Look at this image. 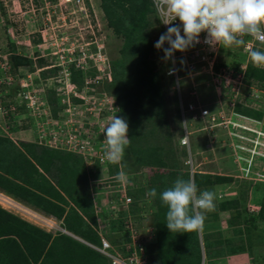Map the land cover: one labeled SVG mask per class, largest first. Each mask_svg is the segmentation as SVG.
Here are the masks:
<instances>
[{
  "label": "trees",
  "instance_id": "obj_1",
  "mask_svg": "<svg viewBox=\"0 0 264 264\" xmlns=\"http://www.w3.org/2000/svg\"><path fill=\"white\" fill-rule=\"evenodd\" d=\"M100 6L108 26L117 36L124 38L122 58L111 62V81L104 84V90L115 97L121 117L129 124L130 144L125 150L122 164L130 169L131 173H135L139 167L152 169L147 185L127 190L128 196L134 199L131 205L132 214L136 215L141 211L138 203L148 201V198L145 199L147 191L153 188L157 191L156 197L150 196L152 204L147 207L156 208L152 216L156 228L155 241L148 246L151 256L148 264H202L203 250L206 262L207 259L213 262L236 253L247 252L254 255L256 246L264 244V228L259 226L260 221L264 222V189H261L264 184L235 179L230 175L199 171L192 173L190 167L188 170L179 168L172 135L166 131L167 97L159 74L155 71V62L149 59L151 44L148 31L153 25L152 20L160 21L152 1L100 0ZM232 58L228 65L239 68L245 63L241 54H232ZM219 62L225 64L222 60ZM39 64L44 65V61L41 60ZM32 65V60L19 54L11 59V67L14 70L19 66ZM88 70L72 65L69 70L70 82L83 90L86 75L94 78L98 73L96 69ZM42 76L45 78L46 72H43ZM245 81L249 85L254 84L264 89V68L256 67L250 61ZM53 94L50 92L48 101L53 107L54 117H57L56 100L51 97ZM74 101L81 102L77 98H74ZM176 107L177 117L181 119L178 102ZM235 112L262 119V111L241 104L235 107ZM150 124L152 126L147 127ZM122 164L88 170L82 157L74 153L38 143L17 144L11 138L0 135V191L21 199L59 220L64 219L63 223L69 231L94 243H100V238L83 217L96 224L89 181L91 178L117 175ZM178 177H191L201 191L233 186L236 189V185L238 186L234 196H217L211 219L208 213H205L206 220L201 229L203 244L200 231L188 232L186 234L189 236H181V241L174 242V236L179 232H171L166 226L168 209L162 203L160 193L171 187ZM253 193H258V197L255 195L259 210L255 214H251L246 206ZM221 213L230 214L227 222L234 227V235L240 238L239 245H236L233 239L225 238L221 232H209L210 220H218ZM101 217L109 218L106 214ZM126 217V213H120L117 218L111 220V230L117 235L126 232ZM124 237L110 241L119 246L128 241V238ZM72 244H78V249L72 251ZM17 249L20 252L18 255ZM257 255V261H264V254ZM99 256L100 254L89 251L67 235L53 238L52 234L27 224L0 207V264H38L40 261L41 264H85V257H90L92 262L95 258L93 264H106Z\"/></svg>",
  "mask_w": 264,
  "mask_h": 264
},
{
  "label": "rangeland",
  "instance_id": "obj_2",
  "mask_svg": "<svg viewBox=\"0 0 264 264\" xmlns=\"http://www.w3.org/2000/svg\"><path fill=\"white\" fill-rule=\"evenodd\" d=\"M157 15H159L158 12ZM159 18L161 17L159 16ZM160 21L152 20L153 25L148 31L151 44L149 59L155 62V71L159 74L161 85L167 97L165 102L166 131L172 135V144L176 149L179 168L188 170L190 166L187 162L192 160L195 171L226 174L235 176V179L247 180L254 184H264V158H253L249 153L241 151V148L252 146L250 140L252 136L249 133L244 134L228 124V122L243 125L249 123L232 115V102L208 86L210 77L206 75V72L201 74L199 71H189L186 60H190V49L184 52L176 51L170 60L163 59V50H158L154 46L161 34L164 33V28L162 29L164 23ZM123 45L124 38L117 36L108 26L100 6V0H85L84 5H68L66 0H0V135L11 138L17 144L21 142L38 143L42 146L47 144V147L52 149L69 152L68 149H71L67 145L69 133L77 131L76 134H78L80 142L89 140L91 146L96 149L101 147L104 150L105 127L110 118L121 117L117 100L104 90L105 82L111 80L103 78L99 83H95L93 92L86 87L82 90L75 88V85L70 82L69 70L74 65L76 68H82L85 71L87 68L88 71L92 69L98 71L96 67L101 64L98 56L102 55L106 60L105 66L102 65L104 71H98L97 74L109 77L111 62L122 58ZM164 47L167 48L169 45L166 43ZM18 54L32 60L33 65L19 66L16 70L12 69L11 59ZM232 54L242 55L241 47L224 48L222 46L219 52L220 60L229 64L233 60ZM41 60L44 61L42 66L39 64ZM173 61H176L178 65V78L169 74ZM43 72H46L45 78L42 76ZM255 88L264 92V89L257 85ZM50 92L54 93L51 97L56 100L57 117H54L53 107L48 101ZM243 92L244 96L240 98L242 105L245 104L262 110L264 99L261 93L257 95L259 98H256L252 95V90L247 87L242 88ZM76 94L82 95L81 97L90 96L93 98L87 103V106H83V101L80 97H76ZM74 98L80 99L81 104L75 102ZM109 102L113 103L108 105L105 113L99 112V104L105 105ZM176 102L180 106L181 119L177 117ZM114 104L115 114H113L112 109H109ZM191 104H194L198 109L201 107L209 109L215 114L223 111L222 115L225 118L220 119L213 128L206 121L197 127L192 122L191 116L186 113L190 110ZM149 126L151 127L152 124L147 127ZM26 127L28 129H25ZM17 128H19L18 131ZM186 132L190 136L188 146L182 144ZM258 150L264 153V148L259 147ZM241 156L253 160L251 173L247 179H245L247 176L241 171L247 162L246 160L242 161L243 165H240ZM122 162H124L123 159ZM119 167L128 176L125 183L126 191L129 188L134 189L147 185L152 174L151 168L139 167L135 173H131L132 171L123 167V164ZM115 181H117L116 177L90 179L89 186L92 198L96 203L100 204V200L97 202L98 198L104 200V205L108 204L107 197L113 194L114 189L118 190V187H112L116 186L117 183L122 184ZM237 187V185L236 189L234 186L224 189L219 187L214 191L217 196L221 194L233 196L234 192H237ZM261 189H264V185L261 186ZM146 193L145 199L148 198V201L145 202L147 205L142 203L143 211L146 206L152 204V199L148 195L149 191ZM117 194L120 198L123 193L117 191ZM255 194L258 197V193H253L246 203L251 214H255L259 210ZM216 203L217 201H215ZM100 206L102 207V205ZM122 207L124 208V205ZM154 209L156 208H150V212L144 218L146 220L144 223H147L146 226L155 223L154 217H152ZM212 211L206 212L210 219L213 214ZM99 218L102 224L105 223L106 230L111 229L108 222L113 217L107 218V221L103 220L101 216ZM135 219L138 221L137 224H143V219L139 214L135 215ZM228 220L229 215L221 213L218 220H210L209 232L212 234L221 232L225 238H231L236 245H239L241 243L240 238L234 235V227L228 225ZM259 226L264 228V222L260 221ZM139 229L143 233L141 228ZM199 231L202 242L201 229ZM128 235V232L118 233L117 238L122 239L125 236V239L128 238ZM181 236L189 235L179 233L174 236L176 240L174 242L181 241L179 239ZM257 254H264V244L256 246L254 255L249 253L234 261L221 258L211 262L207 259V262L202 260V264H253V262L254 264H264L261 259L257 261L256 258L258 257L256 256H259Z\"/></svg>",
  "mask_w": 264,
  "mask_h": 264
},
{
  "label": "clouds",
  "instance_id": "obj_3",
  "mask_svg": "<svg viewBox=\"0 0 264 264\" xmlns=\"http://www.w3.org/2000/svg\"><path fill=\"white\" fill-rule=\"evenodd\" d=\"M154 4L160 13L161 22L172 25L166 32L164 29L154 45L156 49L163 50L165 60L172 59L176 51L184 52L198 44L201 33H207L208 43L219 44L224 48L237 46L245 49L247 44L243 36L264 35V0H154ZM177 19L180 25H174ZM166 43L169 45L167 48L164 47ZM249 55L256 67L264 68V50L252 49ZM173 72L170 70L169 74ZM128 133L126 119L118 116L110 118L104 129V158L108 162L119 164L122 161L130 144ZM97 168L87 167L88 170ZM116 180L126 183L127 173L121 169ZM148 195L156 197V189H150ZM216 198L214 190H199L191 177H178L171 187L160 193V199L168 209L167 228L179 233L199 231L204 226L205 213L214 209Z\"/></svg>",
  "mask_w": 264,
  "mask_h": 264
},
{
  "label": "built area",
  "instance_id": "obj_4",
  "mask_svg": "<svg viewBox=\"0 0 264 264\" xmlns=\"http://www.w3.org/2000/svg\"><path fill=\"white\" fill-rule=\"evenodd\" d=\"M152 2L154 4V0H152ZM66 3L68 5L69 4L84 5L85 0H66ZM154 6L156 8L155 4ZM159 16H160V13H159ZM174 25H180V21L177 19L176 21H174ZM170 26L172 25L163 24L165 32ZM181 28H182V25H181ZM181 34L183 35V32ZM206 38H207V33H201L199 37L200 42L198 44H195L193 47L189 48L190 49L189 51L190 60L188 61L186 60V66L189 69V71H197V72L199 71L201 74L206 72V75H209L210 77L208 86L212 87L219 95L225 96L226 99L232 102L231 104V106L233 107L232 115L236 116L237 119H240L242 121H246L249 123L247 125H243L240 123L228 122V124H231L232 127L238 129V131H241L244 134L249 133L252 136V138H250V140L252 141V146L245 147V148L240 147L241 151L245 153H249L253 158L254 157L264 158V153L258 150L259 147L264 148V102H263L262 110H258L254 108L255 110L262 111L263 117L260 120L235 112L236 105L239 102L241 103L240 98L244 96V92L242 93V88L244 87H247L250 90H252V95H254L256 98H259V96L257 95L261 93L263 96L262 98L264 99L263 91L256 89L255 85L249 86L245 81L247 66H248V63L251 61L249 50H252V49L264 50V35H257L255 37L250 36V35H245L242 37V39L247 44V49H245L244 47H241V52L245 58V63L241 65L239 68L228 65V64H221L219 62L220 60L219 52L222 46L219 44L208 43L206 42ZM98 57H99L98 60L100 61L101 64H99L100 66L97 64L98 66L96 65L97 66L96 68L98 69V71H104V69H102V65L103 67L105 66L106 60H104L102 55H99ZM170 70H174L173 74H170V76L174 78H178L179 69H178V65L176 61H173L172 69ZM103 78H106V79L108 78V80H111V76L108 77L106 75L104 76V75L97 74L96 77L94 78L88 77L86 79L85 87L88 89H91V91L93 92L94 84L99 83V81H101ZM81 96L76 94V97H80V99L83 101L82 102L83 106H87V103L90 100L92 101V98H93L90 96H86L87 98L81 97ZM111 103L113 102H109L108 104H105V105L99 104L100 105L99 112L105 113V111L108 109L107 108L108 105H110ZM114 107H115V104L112 105L111 108H109L110 110L112 109L113 114L116 113L114 110ZM186 113H188L189 116H191L192 122H194L197 127L198 125L206 121L207 124H210L211 127L213 128L216 125V123L220 121V119L225 118V116L222 115L223 111L216 112L217 114H215L213 111H210L209 109H206V108L201 107L200 109H198L194 104L190 105V110L186 111ZM183 117H184V114H183ZM76 132L77 131L72 133L71 131L69 133V138L67 140L68 142L67 145L71 148V149H68L69 152L82 156L85 161L86 166L89 169H93L96 167L106 168L109 165H113V163L108 162L104 158V150H102L101 147H99V149L94 148L93 146H91V142L89 140L80 142V139H78V134H76ZM189 137H190L189 134H187L186 132L185 137L182 142L184 146L189 145V142H188ZM243 139H246V138L244 137ZM103 149H104V146H103ZM234 149H237V148H234ZM240 160H241L240 165H243L242 161L246 160L247 162L245 165H243L245 167L241 168V171L243 172V174L247 176L245 179H247L249 178V174L251 173V166H252L253 160L244 158L242 156L240 157ZM121 163L122 161L119 164ZM187 164L188 166L191 167L192 173L196 172L193 169L192 160L191 162L188 161ZM113 177H116V176H110L109 179ZM115 187H118V190L114 189L112 191L113 193L112 195L115 199H117L116 202L118 203L113 202L112 203L113 206L111 208L114 209L115 214H117V216L120 213H124L126 211L127 217L125 218L124 225H125L126 232L129 233L128 241L123 242L119 246H116V245H112L108 239L102 236L100 246H95L92 244H90V246L95 251L103 255L107 259L108 264H147L149 262V255L147 253V245L155 239L154 227L146 226L147 223H144V221H146L144 218H146L145 216L148 215V211H146L147 208L144 209L143 211L142 210L143 202L138 203V207L141 210L138 213L140 217L143 219V222H142L143 224H140V225L137 224L138 221L137 219H135V215H133L131 212V205L134 203V199L128 196L125 183L123 184L117 183L116 186H113L112 188H115ZM117 191L120 193H123L120 195V198L118 197ZM122 205H124V208L122 207ZM119 206H121V208H118ZM139 228H141L143 233H141ZM246 264H252V263H246Z\"/></svg>",
  "mask_w": 264,
  "mask_h": 264
},
{
  "label": "crops",
  "instance_id": "obj_5",
  "mask_svg": "<svg viewBox=\"0 0 264 264\" xmlns=\"http://www.w3.org/2000/svg\"><path fill=\"white\" fill-rule=\"evenodd\" d=\"M241 105H242V103H241ZM243 106H246V105L243 104ZM246 107H250V108L254 109V107H251V106H246ZM199 172L213 174L212 172H202V171H199ZM224 175H226V174H224ZM234 193H235L234 195H236V192H234ZM224 196L229 197L230 195H225L224 194ZM98 200H100V204L96 203L95 200L93 199L94 208H95L94 211H95V216H96V224L91 223L92 221H90L85 216H83L84 219L91 225V227L94 229V231L98 234V236L100 238V243H99V241L94 243V242H90V241L86 240L85 238H83L81 236H78L75 233L69 231L66 228V226L64 225V223H63L64 219L59 220V219H57L56 217H54L52 215H49V214H47V213H45L43 211H40V210L34 208L33 206H31L30 204L26 203L25 201H23L21 199L12 197V196L7 195L4 192L0 191V207L2 209H4L7 212L13 214L14 216H17V218H19L20 220L26 222L27 224H30V225H32L34 227H37V228H40V229L44 230L47 233L52 234L53 238L56 237V236H59V235H67L68 237H70L73 240H75V242H77V243H79L81 245H84L85 248H87L89 251H91V250L95 251L90 246V244L95 245V246H99L101 244L102 236L104 238H108L109 240H111L113 238L114 239L117 238V233H114V231H112L111 229L106 230L105 223L103 222V224H102L101 221H100V218H99L103 214H106L109 218L113 217L112 219L118 217L117 214H115L114 209L110 208L112 203L113 202L115 203L117 201V199H115L113 197V195H110V197L108 196L107 197V202H108L107 205H104V200L97 198V202H98ZM116 203H118V202H116ZM100 205H102V207ZM149 210L150 209L147 208L148 212H150ZM67 212H68V210H67ZM228 215L230 217V214H228ZM103 217H106V216H103ZM103 220L107 221V219H104V218H103ZM110 222H111V220H109V222H108L109 226H110ZM151 226H153L154 229L156 230L154 224L153 225L151 224ZM202 244H203V242H202ZM77 245L78 244H75V245L72 244L71 250L73 251L75 249H78ZM18 249H20V248H18ZM18 249H17V255L20 254ZM96 253H98V252H96ZM98 254H100V253H98ZM247 254H248L247 252L246 253H236L234 255L227 256L226 259H229V261H234L236 259L242 258L244 255H247ZM100 256H99L100 257L99 259H103L106 262V264H108L106 258L104 256H102L101 254H100ZM149 256H150V254H149ZM94 260H95V258L93 259V262H92V259L90 257H85V259L83 260L84 261L83 263H85V264H93ZM150 260H151V256H150L149 262H150ZM203 261L205 262V252H204V250H203ZM38 264H41V261Z\"/></svg>",
  "mask_w": 264,
  "mask_h": 264
},
{
  "label": "bare ground",
  "instance_id": "obj_6",
  "mask_svg": "<svg viewBox=\"0 0 264 264\" xmlns=\"http://www.w3.org/2000/svg\"><path fill=\"white\" fill-rule=\"evenodd\" d=\"M239 127V126H238Z\"/></svg>",
  "mask_w": 264,
  "mask_h": 264
}]
</instances>
